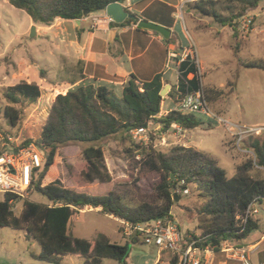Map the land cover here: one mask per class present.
Listing matches in <instances>:
<instances>
[{
	"label": "trees",
	"instance_id": "obj_1",
	"mask_svg": "<svg viewBox=\"0 0 264 264\" xmlns=\"http://www.w3.org/2000/svg\"><path fill=\"white\" fill-rule=\"evenodd\" d=\"M7 1L14 8L24 11L34 24L50 26L57 18L80 20L89 14L104 11L107 5L119 0ZM219 1L196 0L191 8L202 16L213 18L222 26L231 27L235 35V20L249 10H256L263 0H227L235 7L228 17L219 14ZM84 11L88 12L87 15L83 14ZM132 15V19H126L121 24L111 23V26L136 25L138 16ZM136 29L141 30L138 27ZM169 41L164 40L165 43ZM242 66L264 70V64L260 62H246ZM176 71V83L171 85L164 98L159 95L164 85L161 74L146 82H139L135 76L130 75L122 85L120 96L104 85L92 84H78L64 94H57L36 140L39 148L44 151V164L34 182V190L45 196L49 203L23 200L20 211L14 213L8 203L10 197L5 195L0 200V229L25 231L27 238L36 241L39 246L38 254L33 257L47 264H60L65 256L79 259L81 264H102L104 259L113 260L117 264H129L128 244L112 243L103 233H98L92 241L77 238L68 230L72 218L85 207L100 208V213L130 226L166 216L172 218L174 199L179 196L175 193L176 189H187L193 184L200 192V197L205 199L200 212L209 217L208 223L199 226L202 236H192L199 240L196 244L198 251L217 252L225 240L244 242L259 227L258 220L253 219V216L248 217L245 224L242 222L246 208L252 202L264 208V178H253L249 174L254 166L264 169V141L252 139L250 147L254 155L253 162L250 159L238 166L236 173L229 177L213 160L190 148L174 147L167 154L152 147H140L130 135L137 128L157 127L158 134L162 135L173 123L183 130H192L201 125L195 114H183L172 109L159 115L166 97L177 104L184 96L200 87L197 68L190 60L178 63ZM39 75L42 77L41 72ZM40 95L41 91L35 82L20 81L4 88L2 99L6 104L0 109V114L11 129L21 123L22 111L19 107L24 102H36ZM206 100L210 102L208 91ZM35 116L30 117L29 124ZM4 135L5 138L9 137ZM28 135H32V130H28ZM114 137L129 143L125 152L131 160L129 166L133 188L136 189L145 176L158 175L153 193L159 203L138 201L132 188L123 194L108 191L92 195L65 188L58 179L42 185L49 167L58 157V150L71 144L86 146L80 151L82 180L91 186L110 183L112 177L105 164L103 149L96 144ZM29 142L30 139L22 145ZM4 150L6 147L1 148L0 153ZM135 154H140L138 160H135ZM199 176L204 177L205 181L198 180ZM140 239L138 234L133 235L131 244L138 243ZM188 242L182 239L183 248ZM164 264H180V259L178 255L172 254V258Z\"/></svg>",
	"mask_w": 264,
	"mask_h": 264
},
{
	"label": "rangeland",
	"instance_id": "obj_2",
	"mask_svg": "<svg viewBox=\"0 0 264 264\" xmlns=\"http://www.w3.org/2000/svg\"><path fill=\"white\" fill-rule=\"evenodd\" d=\"M185 1L181 0L172 11L174 12L172 17L170 15V22L174 21V29L173 37L169 42L175 45L180 42L184 45L183 48L189 45L195 46L201 76L200 85L205 96L208 91L210 96L208 106L214 117L198 115L201 125L192 130L182 129L177 132L169 129L160 135L157 132L158 128L154 127L149 133L148 142L137 144L167 154L174 147L190 148L213 160L227 172V176L231 177L236 173L238 166L250 159L253 162L254 155L250 147L252 139L259 138L264 141V130H260L264 128V70L242 66L246 62L264 64V0L256 10H249L235 20L234 23H237L235 35L231 27L222 26L213 18L198 14L191 8L193 2ZM132 2L137 4L143 0H132ZM183 2L185 3L181 8ZM217 10L222 17H228L234 12L235 7L227 0H220ZM247 20L251 22L244 28L243 22ZM32 26L35 24L24 11L14 8L7 0H0V109L6 104L2 99V91L7 86L20 81L35 82L41 91L40 98L36 102H24L19 107L22 111V120L17 128L11 129L0 114V136L6 140L4 134H7L12 139L13 145H20L28 139L37 140L55 96L64 94L78 85L79 83L73 86L70 84L80 78L79 65L74 54L70 52L72 49L70 47L66 49L63 45L56 46L57 41L52 38V33L59 32L62 27L54 25L45 34V30H40L31 37ZM167 66L169 67L170 64L167 63ZM40 72L42 77L39 75ZM174 81L175 78L171 83L173 84ZM83 82L82 85L95 83L89 79ZM100 84L120 96V86L106 82ZM174 106L175 104L166 97L159 115H164ZM32 115L36 116L29 124ZM215 116L244 130L250 128L258 130L240 137L236 135V129H230L219 123ZM29 129L32 130V135H28ZM259 130L261 132H258ZM96 145L103 149L105 164L112 177L110 183L91 186L84 182L80 176L83 168L80 151L86 146L71 144L58 150V157L49 167L42 185L58 179L65 188L92 195H101L108 191L123 194L132 188L138 201L149 204L159 203L153 193L158 175L145 176L137 184V188H133L129 166L131 160L129 154L125 152L129 146L128 141L114 137ZM139 158L140 154H135V160ZM249 174L253 178H264V169L254 166ZM197 179L205 181L202 176ZM175 193L179 196H177L178 201H174L171 215L177 220L183 238L186 240L190 239L188 236H202L199 226L209 222V217L200 212L205 199L200 197V192L193 184L187 189L177 188ZM1 199L2 195H0ZM24 200L39 204L49 203L48 199L36 190L30 192ZM22 201L16 203L14 213L20 211ZM256 208L258 213L253 219L258 220L259 227L241 244L252 242L255 236H260L264 232V208L259 205H256ZM73 218H77V221L72 220L74 222L70 232L77 238L92 241L98 233H103L112 243L128 244L129 264H156L159 260L166 263L172 258L170 252L160 251L153 245H145L141 239L138 243L131 244L127 227L118 224L100 211H84ZM20 233L21 231L10 228L0 229L2 252L14 250L21 253L22 262L25 264H47L30 258L31 254L39 250V246L32 240L33 246H30L31 243L26 244L23 239L19 240L17 235L21 236ZM60 264H81V260L65 256ZM102 264L117 263L104 259Z\"/></svg>",
	"mask_w": 264,
	"mask_h": 264
},
{
	"label": "crops",
	"instance_id": "obj_3",
	"mask_svg": "<svg viewBox=\"0 0 264 264\" xmlns=\"http://www.w3.org/2000/svg\"><path fill=\"white\" fill-rule=\"evenodd\" d=\"M187 1L189 0L185 2ZM178 3H181V0H143L137 4H134L132 0H125L123 7L130 13L137 15L138 21H149L169 29L171 32L170 40L173 37L174 29V21L173 23L170 22V15L172 17L174 14L172 11ZM103 15L104 11L92 13L80 19L79 23H76L75 20L57 18L48 27L35 24V35L40 30H45V34L54 25L62 27L59 32L52 33V38L57 41L56 46L63 45L66 49L68 47L72 49L70 52L74 54L76 63L79 65L80 78L76 80V84H84L85 79L94 81L93 86H99L100 83L106 82L113 86H120L121 92L123 83L130 75L135 76L139 82H146L157 74H161L164 86L168 84L171 87V80L174 78L173 84L176 83L177 63L170 54L178 53L184 45H181L180 42L177 45L171 42L165 43L159 34L156 35L142 29L137 30L134 24L112 27L111 23H106L102 19ZM95 18L101 19L97 26L94 22ZM110 29L116 30L113 42H110L108 37ZM167 63L170 64L169 67ZM90 210L100 211V208L86 207L79 213ZM104 215L123 225V221L110 215ZM72 220L77 221V218H72ZM72 220L69 223V232L74 222ZM20 234L21 236L17 235L19 240L23 239L26 244L31 243L32 239L27 238L25 231H21ZM225 241L244 247L251 264H264V232L260 236H255L250 243L241 244L235 241ZM32 242L37 244L34 240ZM30 246L33 244L31 243ZM38 252L39 250L31 254L30 258L36 260L33 255L38 254ZM196 256L200 259L201 264H239L236 260L227 258L222 246L217 252L198 251ZM22 261L21 253L14 250L4 253L0 249V264H25ZM162 263L164 264L163 261L159 260L156 264Z\"/></svg>",
	"mask_w": 264,
	"mask_h": 264
},
{
	"label": "built area",
	"instance_id": "obj_4",
	"mask_svg": "<svg viewBox=\"0 0 264 264\" xmlns=\"http://www.w3.org/2000/svg\"><path fill=\"white\" fill-rule=\"evenodd\" d=\"M195 2L196 0H189ZM183 8L184 3L180 5ZM106 23H113L111 18L104 12L103 18ZM99 18H95L94 22L97 26ZM251 20L243 22V27L246 28ZM171 58L178 64L184 60H190L197 68L199 82L201 76L199 73L197 50L194 45L181 48L178 53H171ZM183 114L204 115L208 118H213L214 115L209 109L208 102L202 86L195 92L184 96L173 108ZM217 121L230 129H236V135L240 137L249 133L252 129L244 130L238 126L232 125L227 120L215 116ZM236 127V128H235ZM153 128H137L130 132L132 139L138 144H146L149 140V133ZM174 129L177 132L182 130L177 124H171L170 130ZM260 130H264L261 128ZM258 132H261V131ZM0 149L6 147V150L0 153V195L4 198L5 195L10 197L8 203L13 211L14 206L18 201L24 200L30 192L34 190V182L44 164V153H42L36 140L29 142L27 145H13L12 139L8 137L6 140L0 136ZM188 192V191H186ZM256 203L252 202L248 205L245 211L242 222L245 224L248 217L258 213ZM128 231V236L138 234L145 245H153L160 251H168L171 254L178 255L180 264H201L200 259L196 256L198 249L196 244L199 240L190 237L186 247L182 246L183 235L180 232L177 220L172 216L161 217L145 223L130 226L124 223ZM196 237V236H195ZM198 238V237H196ZM223 252L227 258L236 260L239 264H251L247 250L244 247L238 246L227 241H223ZM208 251V250H206Z\"/></svg>",
	"mask_w": 264,
	"mask_h": 264
},
{
	"label": "water",
	"instance_id": "obj_5",
	"mask_svg": "<svg viewBox=\"0 0 264 264\" xmlns=\"http://www.w3.org/2000/svg\"><path fill=\"white\" fill-rule=\"evenodd\" d=\"M104 12L107 16H109L111 18V20L116 23V24H121L123 23L126 19H132L133 15L128 13L127 10L123 7V1L119 0L117 2L111 3L109 5L106 6V8L104 9ZM87 11H84L83 14L87 15ZM76 23H79V20H75ZM136 27L142 29V30H147L150 32H156L158 33L164 40H169L170 38V30L149 22V21H145V20H139L136 23ZM115 29H110L109 33H108V37H109V41L113 42L114 41V37H115ZM35 35V26L31 27V33L30 36L33 37ZM170 90V85H165L159 92V95L164 98L168 92ZM42 153H44L43 150H41ZM174 201H178V197H176L174 199Z\"/></svg>",
	"mask_w": 264,
	"mask_h": 264
}]
</instances>
